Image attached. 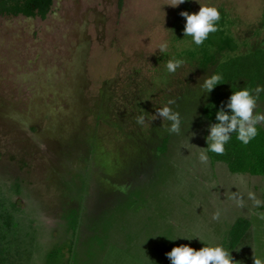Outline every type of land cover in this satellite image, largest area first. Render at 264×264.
<instances>
[{"label": "rangeland", "instance_id": "rangeland-1", "mask_svg": "<svg viewBox=\"0 0 264 264\" xmlns=\"http://www.w3.org/2000/svg\"><path fill=\"white\" fill-rule=\"evenodd\" d=\"M170 2L55 0L45 18L0 16V199L13 210L14 248L29 249L21 264H171L166 253L182 244L264 262V176L232 172L208 152L201 163L211 68L183 57L181 4ZM192 5L224 11L240 52L264 47V0ZM169 59L184 64L169 73ZM169 100L179 135L153 119ZM239 217L249 236L228 249Z\"/></svg>", "mask_w": 264, "mask_h": 264}, {"label": "trees", "instance_id": "trees-1", "mask_svg": "<svg viewBox=\"0 0 264 264\" xmlns=\"http://www.w3.org/2000/svg\"><path fill=\"white\" fill-rule=\"evenodd\" d=\"M53 2L54 0H0V15L21 13L30 17L45 18L51 10ZM178 9L180 12L193 13L192 0H185ZM220 16L221 18L217 22L219 31L210 33L200 46L195 45L191 36L184 37L185 18L178 15L176 19L180 24L177 25L178 28L176 27L178 39L185 40L190 44V49H185L182 53L183 57L189 61H197L204 70L211 68L210 76L213 74L222 76L221 84L210 92L209 101L203 108L204 115L213 123L217 122L215 119L217 111L222 105L226 106L233 91L246 87L254 92L257 85H264V47L240 52L242 43L236 38L232 28L226 24L227 18L224 11L220 12ZM260 95L263 97L264 91ZM225 111L230 110L225 107ZM257 127L258 135L248 145H243L236 139L237 134L232 133L231 140L225 146V154L216 155L209 151V156L214 161L225 162L232 172L264 176V125H257ZM1 199L0 264H21L23 254H29V249L14 248L12 242L15 232L11 219L13 210L8 208L5 197H1ZM12 204L15 206L14 203ZM250 229V221L245 217H239L231 226L229 234L222 244L227 245L228 249H235L249 236Z\"/></svg>", "mask_w": 264, "mask_h": 264}, {"label": "clouds", "instance_id": "clouds-1", "mask_svg": "<svg viewBox=\"0 0 264 264\" xmlns=\"http://www.w3.org/2000/svg\"><path fill=\"white\" fill-rule=\"evenodd\" d=\"M184 2L185 0H171L168 5L176 7ZM180 15L186 20L183 30L184 37L191 36L192 41L197 46L202 45L210 33L219 31L217 22L221 16L218 8L215 6H201L198 12L190 14L184 11ZM167 49V42L159 45V51L161 53H165ZM183 64L184 60L182 59H169L166 63V68L169 73H175ZM221 80L222 76L220 74H213L205 78L202 88L210 93L217 85L221 84ZM261 91H264V85H257L254 92L246 87L233 91L226 106L222 105L220 110L217 111L215 116L217 122L209 125L207 147H198L201 149L199 154L201 163L206 164L208 162L207 152L209 151L216 155H224L226 151L225 146L231 140L232 133L237 134L236 139L243 145H248L257 137L259 132L257 125H264V113L255 111L259 106L258 100ZM174 103L175 101L169 100L167 105L157 109L155 115H153V119L160 118L163 121H170L171 125L167 128V131L170 134L174 133L179 135L181 131L180 114L168 106ZM225 107L230 111H225ZM136 122L137 124L143 125L145 123L144 115L137 116ZM189 141L190 136L188 144L195 146ZM249 198L253 200L256 207H259L262 203V201L256 198L254 193H249ZM234 199L238 207H244L242 197H234ZM212 218L219 220V211ZM260 218L264 219V213L260 214ZM166 255L171 261V264H237V261L234 260L231 253L221 245L205 246L196 250L187 244H182L173 247ZM253 264H264V262L253 257Z\"/></svg>", "mask_w": 264, "mask_h": 264}, {"label": "flooded vegetation", "instance_id": "flooded-vegetation-1", "mask_svg": "<svg viewBox=\"0 0 264 264\" xmlns=\"http://www.w3.org/2000/svg\"><path fill=\"white\" fill-rule=\"evenodd\" d=\"M54 3H55V0H54V2H53V4H52V7H53ZM6 15H8V14H4V15H0V16H6ZM20 15L25 16V17H27V18L30 17V16H27V15H25V14H21V13L18 14V15H11V16H20Z\"/></svg>", "mask_w": 264, "mask_h": 264}]
</instances>
